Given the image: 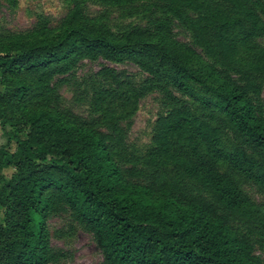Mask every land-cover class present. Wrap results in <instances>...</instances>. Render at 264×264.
Segmentation results:
<instances>
[{
  "label": "trees",
  "instance_id": "obj_1",
  "mask_svg": "<svg viewBox=\"0 0 264 264\" xmlns=\"http://www.w3.org/2000/svg\"><path fill=\"white\" fill-rule=\"evenodd\" d=\"M155 1L189 29L206 59L162 32L168 19L156 20L155 31L115 34L78 4L57 27L39 23L26 35L0 38V80L11 90H0V122L10 98L29 103L21 107L15 150L0 147V170L15 169L0 186V264H54L43 219L57 212H69L91 234L102 264H263L232 218L264 230V205L236 179L264 192V0ZM98 58L133 62L152 87L191 100L167 94L175 106L157 118L153 147L141 158L125 150L115 121L103 122L112 130L106 134L54 106L53 78ZM143 94L129 92L125 101ZM99 109L106 119L110 107Z\"/></svg>",
  "mask_w": 264,
  "mask_h": 264
},
{
  "label": "rangeland",
  "instance_id": "obj_2",
  "mask_svg": "<svg viewBox=\"0 0 264 264\" xmlns=\"http://www.w3.org/2000/svg\"><path fill=\"white\" fill-rule=\"evenodd\" d=\"M76 4L94 24L115 34L131 28L155 31L156 20L168 19L162 32L176 41L191 44L206 59L202 49L194 43L189 29L170 14L163 13L155 0H137L123 5H108L100 0H0V38L26 35L39 23H46L51 28L57 27ZM259 41L264 45V35ZM106 69L108 74L102 72ZM149 78L146 72L130 61L113 63L102 58L84 59L69 73L53 78L52 84L58 93L54 106L78 117L82 122L95 124L106 134L112 130L103 122L115 121L123 129L125 150L129 155L141 158L153 147L152 137L157 118L175 106L167 94L175 97L178 103L192 105L190 98L174 88H168V93H165L152 87ZM258 82L262 84L260 102L264 104V74L258 76ZM0 90L7 95L11 93L10 89H6L3 79L0 80ZM102 90H109L112 94H106L103 101H98L97 97ZM129 92L134 95L141 92L144 94L135 99L131 96L127 102L125 98ZM17 99L10 98L3 105L7 121L0 122V147L11 152L17 145L13 135L23 116L21 107L26 104L19 103ZM100 104L102 107H110L106 119H103V113L99 109ZM28 107L29 103L26 108ZM130 165L132 163L124 164L126 167ZM139 166L142 167L141 164ZM14 171L12 166L0 170V186L4 180H9ZM236 179L254 203L264 205V192L256 184L241 177ZM186 182L194 192L199 191L195 182ZM201 192L213 200L209 192ZM4 218L5 208L0 207V221ZM232 222L251 238L255 253L264 264L262 227L246 223L240 218H232ZM43 223L49 231L50 244L56 254L54 264H102V254L91 234L82 229L69 212L50 214L43 219Z\"/></svg>",
  "mask_w": 264,
  "mask_h": 264
}]
</instances>
